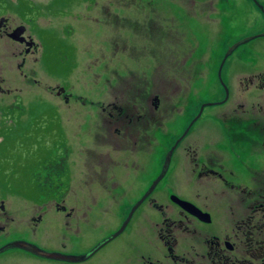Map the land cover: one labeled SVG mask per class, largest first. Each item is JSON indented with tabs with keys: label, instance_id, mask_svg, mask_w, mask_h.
Returning <instances> with one entry per match:
<instances>
[{
	"label": "rangeland",
	"instance_id": "obj_1",
	"mask_svg": "<svg viewBox=\"0 0 264 264\" xmlns=\"http://www.w3.org/2000/svg\"><path fill=\"white\" fill-rule=\"evenodd\" d=\"M188 1L0 0V19L9 20V30L25 27L37 43L44 31L51 42L48 50L40 49L29 62L28 70L37 73L35 85L25 83L17 68L21 61L13 55L21 50L19 46L7 37L0 41V77L5 80L4 89L12 91L11 95L0 93V210L4 206L7 211H35L66 199L65 204L76 209L74 214L86 219L82 224L71 223L78 233L73 229L68 239L69 257L86 261L74 264H138L142 256L164 259L166 250L150 230L151 222L161 218L146 202L118 237L84 260L121 230L161 173L170 148L198 116L174 155L171 176L153 194L157 202H167L169 188L185 194L176 188L178 159L192 140H196V163L200 167L213 163L231 182L252 186L253 174L264 172V88L247 82L248 87L238 85L244 78L264 74V0H216L217 11L202 13L200 18L196 8L189 11ZM163 22L181 34L180 48L178 38H170L164 45L163 33L146 29L152 23L163 29ZM254 37L258 39L228 54L237 41ZM114 42L119 50L116 55ZM169 45L181 54L185 81L181 93L169 94L175 100L165 105L167 123L163 129L153 130L150 149L144 146V152L117 155L120 163L137 160V170L134 166L121 168L117 182L108 179L104 187L95 184L84 164V152L94 144L99 119L92 103L106 98V81L113 79V70L120 76L124 70L136 71L142 78L145 75L140 71L154 76L156 64L163 61L162 46ZM131 52H146L153 59H125ZM40 53L47 61L34 64ZM59 82L74 95L70 106L49 89ZM107 98L112 100L110 95ZM14 100L22 105L12 110ZM65 145L74 150L69 156V173L54 176L53 189H44L47 172L43 168L65 157L61 149ZM88 178L89 182L82 181ZM208 185L219 187L202 180L196 191L208 195ZM9 215L18 222L32 214ZM16 225L9 229L15 238ZM217 229L215 224L212 230ZM40 236L41 232L36 241L42 242ZM5 237L0 236V244ZM12 259L16 264H34L24 263L17 255Z\"/></svg>",
	"mask_w": 264,
	"mask_h": 264
},
{
	"label": "flooded vegetation",
	"instance_id": "obj_2",
	"mask_svg": "<svg viewBox=\"0 0 264 264\" xmlns=\"http://www.w3.org/2000/svg\"><path fill=\"white\" fill-rule=\"evenodd\" d=\"M215 1L194 0L192 2L189 0L187 3L189 11L193 12L196 8V17L200 18L202 13L212 14L217 11ZM107 10L110 11V8ZM2 19L6 21L0 25V41L7 37L19 46L21 50L13 55L21 61L17 68L25 83L37 85L39 81L34 78L37 73L32 69L28 70V65L31 57H34L40 49L43 50L44 48L45 51L49 49L51 42L48 39L46 40L47 34L42 31L41 40H38L40 43H37L34 37L27 33V28L24 27L25 30L21 37L25 40L24 42H18L12 39L10 35L21 27L18 26L11 31L9 30V20L1 18L0 24ZM146 29L151 32L163 33L164 45L169 43L170 38H178L180 45L177 47L182 46L181 34L177 29L168 26L166 23H164L163 29L157 27L154 23ZM257 37L260 38V36ZM255 39L258 38L237 41L228 54ZM29 43L33 45L28 46ZM116 44L114 42V55L119 53ZM162 48L161 57L163 61L156 64L154 76L153 73L148 76V71H140L145 75V78H142L138 75V72L130 70H124L120 76L113 70V79L106 81V98L92 103L99 112V119L97 127L94 129V144L85 149L84 164L88 177L97 185L104 187V183L108 179L112 183L117 182V170L121 168L127 169L128 166H134L137 170V167H139L136 163L137 160L135 162L134 159H129V162L120 163L116 159L117 155H128L129 153L135 155L144 152V146L150 149L153 130L163 129L167 123L168 119L165 120V117L168 113V107H165V105L169 106L175 100L174 97H169V94L174 95L182 92L185 81L182 77L185 76L182 74L184 63L181 65L179 61L181 54L170 48V45L168 47L162 46ZM136 54L131 52V55L125 59H147L148 57L153 59L146 52H136ZM44 61L47 60L42 59L40 53L39 56L34 58L33 62L34 64H40ZM219 76L221 77L220 73ZM254 79L258 80L256 84ZM240 81L238 85L244 84L246 86L245 83L247 82L248 86L252 84L264 88V74L244 78L243 81ZM222 84L224 85V83ZM4 86L5 80L0 77V93L11 95L12 91L4 89ZM49 89L56 94L55 96L58 99L63 100L67 106H70L74 95L66 85L59 82L56 87H49ZM225 89L228 96V89L226 87ZM156 91L162 93L159 94ZM108 95L112 97L109 102ZM19 103L21 101L14 100L9 108L21 107L22 104ZM256 122L258 121H252V123ZM194 123H196V118L190 124V129ZM187 135L182 140H180L182 136L177 139L174 146L179 140L180 142L168 161L169 153L174 146L170 148L161 173L151 183L142 198L158 179H160L159 183L133 213L138 214L140 208L146 202L151 203L152 207L156 209L155 214H159L161 219L157 222H151L150 230L163 249L166 250L164 259L142 256L138 264H264V172L253 174L251 177L252 186L231 182L213 167V163H205L203 167L196 163V140H192L185 145L182 159H180V156L178 159L181 162H179L180 166L177 169L179 184L176 185V188L179 187L185 194L181 195L173 188H169L166 203H159L154 199L153 194L161 186V183L171 176L172 171H170V168L173 162L176 161L174 155L180 146L185 143ZM61 149L62 154L66 157L61 158L60 161L63 162L69 173V156L74 153V150L69 145L62 146ZM112 171L115 172L114 177ZM230 173L234 175L233 172ZM109 176L111 177L109 178ZM89 178L82 181L87 183L90 180ZM202 180H209L216 186L219 184V187L213 188L208 185V195H202L196 191L197 185L199 186V182ZM235 180L241 182L236 178ZM228 188H230V192ZM226 189L227 192H225ZM140 200H138V203ZM179 201L191 203L200 212L193 208L190 211L185 209ZM49 203L39 206L35 211L0 210V236H6L3 239L4 243L0 244V264H16V259H12L14 255L20 256L24 263L31 262L34 264L86 262L74 261L72 257H69L71 256V250L68 243L72 230L74 229L78 233V227L73 228L71 223L74 221L77 224H82L86 221L85 217L80 218V214H74L76 209L68 207L65 204L66 199ZM201 213L208 214L211 221L204 222L199 216L192 215H200ZM9 214L32 215L16 222ZM16 223L17 238L10 235L9 231ZM215 224L218 229L213 231L212 228ZM208 226L209 229L206 228ZM40 232L42 242L36 241ZM102 246L92 250L84 260L93 256Z\"/></svg>",
	"mask_w": 264,
	"mask_h": 264
},
{
	"label": "water",
	"instance_id": "obj_3",
	"mask_svg": "<svg viewBox=\"0 0 264 264\" xmlns=\"http://www.w3.org/2000/svg\"><path fill=\"white\" fill-rule=\"evenodd\" d=\"M6 20L5 19H2L1 20V24L2 25ZM24 30L25 28L24 27H21L19 29H17L14 33H12L10 35V37L12 39H14L15 41H18V42H24V38H22L21 36L23 35L24 33ZM33 44L32 43H29L28 46H32ZM221 74V73H220ZM205 108V106L202 107V110ZM199 118V116L196 118V121L197 119ZM190 127L191 125L189 126V128L185 131V133L183 134V136L180 138V140H182L189 132L190 130ZM180 140L176 143V145L172 148V150L170 151L169 153V156H168V161L171 159V155L173 154V151L175 150V148L177 147L178 143L180 142ZM160 179H158L154 185L152 186V188L148 191V193L140 200V202L133 208L129 218L127 219V222H125L124 226L121 228V230L119 232H117L112 238H110L108 241L104 242L102 245H105L107 244L108 242L114 240L116 237H118L125 229L126 227L128 226L129 222L131 221L132 217H133V213L138 209V207L144 202V200L153 192V190L155 189L156 185L159 183ZM181 206L184 207L185 209L187 210H191V208L195 209L197 212H200V210L195 207L194 205H192L191 203H188V202H185V201H179ZM2 210H5V207L2 206L1 207ZM194 216H199L201 218L202 221L204 222H210L211 221V218L208 214H192Z\"/></svg>",
	"mask_w": 264,
	"mask_h": 264
},
{
	"label": "trees",
	"instance_id": "obj_4",
	"mask_svg": "<svg viewBox=\"0 0 264 264\" xmlns=\"http://www.w3.org/2000/svg\"><path fill=\"white\" fill-rule=\"evenodd\" d=\"M16 108H17V106L13 107L12 110H14ZM65 157H59L56 161L49 162L48 164H46L44 166L43 169L47 172V177L44 179V182L42 185V187L44 189H49V191H51L53 189V187H51L50 182L54 178V176L62 178L65 175V173H67L66 167H64L63 162L60 161L61 158L64 159Z\"/></svg>",
	"mask_w": 264,
	"mask_h": 264
}]
</instances>
